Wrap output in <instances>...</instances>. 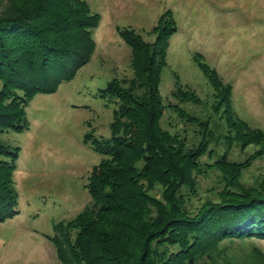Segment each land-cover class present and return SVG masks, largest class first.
<instances>
[{"label": "trees", "instance_id": "trees-1", "mask_svg": "<svg viewBox=\"0 0 264 264\" xmlns=\"http://www.w3.org/2000/svg\"><path fill=\"white\" fill-rule=\"evenodd\" d=\"M99 19L85 0H0V133L26 129L25 107L32 97L55 92L90 60ZM176 29L170 10L152 28V42L133 29L117 27L131 48L133 74L111 79L98 92L115 104L110 135L83 136L101 157L85 184L92 201L74 218L56 222L48 237L62 264H198L204 255L211 260L223 240L264 239V179L244 182L241 165L225 151L205 163L219 170V190L195 209L181 191L196 189L192 174L201 171L200 158L210 142L204 136L211 132L208 121L178 104L173 110L198 123L203 140L188 146L185 136L161 126L160 73ZM197 63L213 91L212 109L223 107L226 120L232 119L231 84L221 82L207 63ZM171 94L181 103L202 102L182 86ZM236 121L244 136H264V130ZM248 137L240 138V148L258 141ZM18 150L0 139V222L18 213L13 181ZM157 190L161 198L152 193ZM256 253L264 261L263 253Z\"/></svg>", "mask_w": 264, "mask_h": 264}, {"label": "rangeland", "instance_id": "rangeland-1", "mask_svg": "<svg viewBox=\"0 0 264 264\" xmlns=\"http://www.w3.org/2000/svg\"><path fill=\"white\" fill-rule=\"evenodd\" d=\"M85 1L100 16L92 32L90 60L55 92L32 97L25 107L26 129L0 133L3 142L19 149L13 172L18 213L0 222V264H62L48 237L54 235L56 222L74 218L92 201L85 184L101 157L83 136L87 132L100 139L110 135L115 104L98 92L111 79L133 74L131 48L117 27L133 29L152 42V28L166 10L171 11L177 29L169 37L160 73L159 90L165 104L161 126L185 136L188 146L203 140L200 125L173 110L172 105L178 104L208 121L211 132L206 130L209 134L204 139L210 142L200 158L204 174H192L194 191L181 189L188 207L195 209L220 189L219 170L205 163L224 151L241 165L244 182L264 179V136L251 132L244 136L245 130L236 121L237 117L251 128L264 130V0ZM199 60L214 68L221 82L231 84L232 119L226 120L223 107L212 109L213 91ZM178 86L194 91L202 102H179L171 94ZM248 136L258 141L240 148V138ZM152 193L162 197L159 190ZM256 249L264 259V239H226L211 252V260L204 255L198 264H264Z\"/></svg>", "mask_w": 264, "mask_h": 264}]
</instances>
